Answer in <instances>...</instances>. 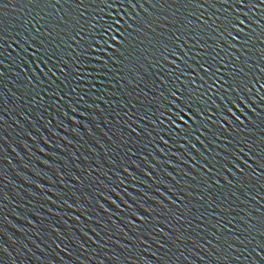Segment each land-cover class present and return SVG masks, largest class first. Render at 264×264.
<instances>
[{
    "label": "water",
    "instance_id": "1",
    "mask_svg": "<svg viewBox=\"0 0 264 264\" xmlns=\"http://www.w3.org/2000/svg\"><path fill=\"white\" fill-rule=\"evenodd\" d=\"M4 3L8 6L0 8L3 20L0 24V245L6 251L0 256V264H133V261L155 264L151 252L157 251L158 246L152 238L164 242L160 235L166 236L182 224L186 227L187 221L176 219L182 213L188 219L203 213L209 222L214 220L208 213L214 209L219 212V201L232 190L226 186L217 192V184L209 191V177H216L205 164L206 157L221 169L217 175L223 179L225 161L239 154V163L247 169L241 173L247 184L244 190L255 197L242 205L244 213L250 214L264 205V174L251 175L252 169L260 171L257 168L260 161L251 153L250 160L243 155L251 148L264 159V99L261 98L264 89L254 90L247 110L237 107L235 112H226L228 104L217 88L223 81V73L232 71L231 66L228 69L223 66L230 58L228 52H221L223 60L218 58L214 65L220 67V81L211 91H206L207 83L200 79L199 71L194 80L191 70L181 76L179 72H170L169 65L163 61V68L148 67L154 57L159 58V52L149 44L148 21L157 22V16L173 13L183 18L187 12H193L191 27L198 31L196 17L203 8L171 6L172 0L167 3L161 0V4L139 0L138 7L113 3L111 8L104 0H84L79 8V0L69 4L61 0L55 7L37 5L30 0H4ZM214 11L215 8L209 9L207 15ZM81 12L84 16L80 24L84 25L86 37L100 39L98 34L103 26L114 19L131 25L125 34L129 44L141 51L148 48L144 53L148 59L141 61L142 67L138 65L145 74L143 80L139 76L133 79L128 72L130 61L123 57L115 66L110 61L105 63L108 57L115 58V42L112 51L96 48L95 59L91 55L81 56L79 62L71 58V49L66 47L72 43L71 32L62 33L63 46L53 41L52 36L43 37L44 41L52 42L51 46L42 42L43 32L37 31L38 28L51 26L65 13L78 18ZM220 13L229 14L223 8ZM254 16V22L247 28L251 51L244 59L250 55L251 62L258 65L264 63L260 50V41L264 40V9H255ZM92 24H96L94 30ZM163 31L170 35L167 29ZM56 32L58 28L53 35ZM116 35H120L119 25ZM30 36H36L37 44L42 45L39 52L33 45L31 56L24 43H31ZM166 38L157 36L160 40ZM224 39V36L213 37L216 51L223 47L220 41ZM239 41L240 36H236L237 47L231 51L232 58L237 50L243 52ZM57 49L56 55L68 61L63 73L59 70L63 64L56 61L54 66L46 59ZM82 50V46L77 49ZM195 53L196 49L190 53L192 68L196 67ZM74 63L79 66L74 68ZM240 63L236 61L237 66ZM198 83L203 87L196 91ZM177 89L182 93L180 104L170 98ZM181 105L184 114L178 115ZM229 203L237 210L241 207L230 199L224 204L225 209ZM197 223L193 220L192 228L198 231ZM152 224H158L160 235L151 231ZM141 233L149 235L141 236ZM138 236L145 240L144 245H139ZM179 247L183 251H174L173 260L178 255L181 264H187L182 257L188 256L193 264H199L197 256L204 254L200 249L193 248L191 243H181ZM186 249H192L196 255Z\"/></svg>",
    "mask_w": 264,
    "mask_h": 264
},
{
    "label": "snow or ice",
    "instance_id": "2",
    "mask_svg": "<svg viewBox=\"0 0 264 264\" xmlns=\"http://www.w3.org/2000/svg\"><path fill=\"white\" fill-rule=\"evenodd\" d=\"M74 2L75 0H63L64 4ZM104 2L108 4L109 8L112 7L113 3H116L118 6H139V0H104ZM155 2L156 4H161V0H155ZM167 2L168 0H163V3ZM30 3L55 7L61 4V0H30ZM83 3L84 0H79L77 8ZM177 4L187 8H191L195 5L197 9H204V11L196 17V24L199 30L197 31L195 28L191 27L192 16L194 15L193 12H187L183 18L173 13L172 16H157V22L149 20L148 26L151 27V32L148 33L149 44L155 51L159 52V58H153L152 62L148 65L149 69L155 65H159L160 68H163V63L161 62L163 61L169 65L170 72H179L181 76L191 70L194 80L199 71L202 73L200 79L207 83L206 91H211L213 88H217V83L220 81V67H214V65L218 63V58L219 60H223L221 52H228L230 58L223 66L225 69L231 66L232 71L230 73L227 71L223 73L224 78L223 81L220 82L217 91L228 104V108L225 109L226 112H235L237 107L247 110L248 104L251 103L252 95L255 94L254 90L258 92L260 89H264V63L258 65L253 64L250 55L248 59H244V56L251 51L249 47V34L247 32L248 24L254 22L255 9H264V0H172L171 6ZM7 6L4 0H0V8H5ZM211 8H215L216 11L212 12L211 15H207ZM221 8L224 9V13L229 14L224 15L220 13ZM179 11L180 9L177 8L176 12L178 13ZM135 15H139V13ZM83 16V12L79 14L78 18L70 17L68 13H65V15L55 20L51 26L42 25L41 28L37 29V31L43 32V36L40 39L43 43L51 46L52 42L44 41L43 37L52 36L53 41H57L58 44L63 46L64 35H62V33L71 32L70 39L72 43H67L66 47L71 49V58H74L76 62L80 61L81 56L91 55L92 58L95 59L94 51L96 48L100 50L107 48L109 51H112V44L115 42L116 49L113 52V57L115 58L108 57L105 63L110 61L113 66H115L117 63L122 62L121 57H123L130 61L128 72L132 75L133 79L139 76L140 79L143 80L145 74L140 72V67L143 66L141 61L148 59V57L144 55V53L148 51V48H143L141 51V49L135 45L129 44L125 34L128 33L131 25H126L124 21L114 19L111 23L103 26V31L98 34L100 39H96L92 35L87 37L84 35V25L80 24V19L83 18ZM213 16L215 19H213ZM221 16H223V19H221ZM41 19H44V17L42 16ZM2 23L3 20L0 18V24ZM117 25H119V36L116 35ZM57 28L59 32L53 35L54 30ZM95 28L96 24H92V29L94 30ZM163 29H167L170 35L166 34ZM234 31L236 32L235 35H233ZM241 33H244V35H241ZM104 36L108 38L103 39ZM157 36H167V38L165 40H160L157 39ZM214 36L217 38L220 36L225 37L224 40L220 41L223 45L220 51H216L215 48H213L212 41ZM236 36H240L239 49H243V52L237 50L236 57L232 58L231 51L237 47ZM57 37H59V40H57ZM29 40H31V43L27 41L24 43L28 54L31 56L33 45H36V52L40 51L42 45L37 44L36 36H30ZM143 44L144 41L141 40L140 45L142 46ZM81 46L83 50L77 51ZM0 47H2V45H0ZM185 48L188 50L185 51ZM193 49H196L195 68H192L189 63V61L193 59V56L190 55ZM208 49H212V51H208ZM58 50L59 49L49 53L46 59L54 66L56 61L63 64L64 67L59 69L61 73H63L64 68L67 67L68 61L56 55ZM260 50L262 53L261 58L264 59V40L260 41ZM236 61H241L239 66H237ZM173 64H175L174 69L172 68ZM138 65L140 67H138ZM183 65H187V67ZM73 66L75 68L79 65L74 63ZM44 70L45 69H41V71ZM46 70L53 76L55 75L51 69ZM117 71L119 72L121 70L117 69ZM177 79H179V77H177ZM158 80L159 77H157V81ZM200 87H203V84L198 83L196 91H199ZM220 89H222V91ZM181 95L182 93H179L178 89L173 90L170 94V98H175L176 103L180 104ZM201 95L203 96V93ZM261 98L264 99V97ZM189 111H191V107H189ZM177 114H184L183 105L178 109ZM237 119H239V116H237ZM161 123H163V121H161ZM241 123H243V121H241ZM132 131L139 135L135 128H133ZM249 153L256 156L260 161V163L257 164V168H259L260 171L257 172L256 169H252L251 175L259 176L264 174V159L260 157L259 153L249 148L243 153L249 160L251 159ZM239 161V154L234 155L232 160H226L225 164L222 166L224 178L220 179L217 173L221 171V169H217L215 165L209 162L207 157L205 158V164L208 165L209 170L212 171L213 176L216 177L215 179L209 177V191L216 187L217 184H219V187L216 189L217 192H220L226 186H231L232 190L219 201V212H216L214 209L212 213H208V216L215 217V219L210 222L203 213H201L199 217H193V219H188L187 216L182 213L180 216L176 217V219L178 222L187 221V226L184 227L182 224L181 228L168 232L166 236L160 235L161 229L158 227V224H152L151 231L158 233L164 241L162 242L161 239L152 238L153 243L158 246L157 251L151 252V255L155 257V264H181V256L177 255L175 256V260H173L174 251H183L179 247L181 243H191L193 248H198L204 253L203 255L197 256L199 264H238V261H247V264H264V205L258 210H252L250 214L244 213L242 205L254 200L255 197L250 194V191L244 190L247 188V184H245L241 173L246 172L247 169H245L244 165L240 164ZM203 167L204 165H201V169H203ZM248 168H251V164L248 165ZM149 171H151V169H149ZM147 175L148 173L146 172L145 176L147 177ZM152 175L154 176L155 173L153 172ZM185 175H187V173ZM193 178L195 179V177ZM168 191H171V189L169 188ZM108 195H111V193ZM200 196H203L202 192ZM107 198L108 196H105V199ZM230 199L233 202H238L241 207L237 210V208H233L231 203H229L228 208L225 209L224 204ZM113 203H116V201L113 200ZM257 203H259V201H257ZM116 206L121 208L123 212V208L120 204ZM104 211H107V209H104ZM257 211H259L258 217ZM241 213L244 214L241 215ZM141 216H143L145 220H148V216L144 215V213H141ZM193 220L198 221L196 224V229H199L198 231L192 228ZM137 222L136 227L139 229L141 224L139 220ZM129 223H131V221H129ZM170 224L171 221H169V225ZM145 227H147V225H145ZM148 235L149 233H141V236ZM97 236H99V233H97ZM141 236L136 237V239L139 241V245L142 246L145 244V240L141 239ZM168 237H171V239H168ZM89 239H91V237H89ZM173 245H175V248ZM101 246L103 247V245ZM57 247H59V245H57ZM81 247L83 248L84 245H81ZM124 248L127 249L129 253L133 254L132 249L127 248L126 245H124ZM142 250L143 249H140V251ZM186 250L191 251L193 256L196 255L192 249ZM5 251L3 245H0V256H3ZM112 258L113 260L116 259L115 256ZM126 259H131V257H127ZM182 259L186 261L187 264H193L188 256H183ZM133 264H135L134 261Z\"/></svg>",
    "mask_w": 264,
    "mask_h": 264
}]
</instances>
